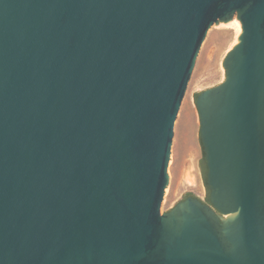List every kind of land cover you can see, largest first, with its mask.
<instances>
[{
  "label": "water",
  "instance_id": "1",
  "mask_svg": "<svg viewBox=\"0 0 264 264\" xmlns=\"http://www.w3.org/2000/svg\"><path fill=\"white\" fill-rule=\"evenodd\" d=\"M195 99L208 203L160 206ZM0 264H264V0H0Z\"/></svg>",
  "mask_w": 264,
  "mask_h": 264
},
{
  "label": "rangeland",
  "instance_id": "2",
  "mask_svg": "<svg viewBox=\"0 0 264 264\" xmlns=\"http://www.w3.org/2000/svg\"><path fill=\"white\" fill-rule=\"evenodd\" d=\"M233 40L234 31L230 27L213 25L201 42L173 124L167 166L168 182L160 206L161 213L171 210L185 199V195L207 204L208 192L204 183L203 152L195 98L196 94L224 80L222 63L233 47ZM187 175L192 177L193 184L186 180Z\"/></svg>",
  "mask_w": 264,
  "mask_h": 264
},
{
  "label": "bare ground",
  "instance_id": "3",
  "mask_svg": "<svg viewBox=\"0 0 264 264\" xmlns=\"http://www.w3.org/2000/svg\"><path fill=\"white\" fill-rule=\"evenodd\" d=\"M217 25H221V26H226V27H230L233 31H234V40H233V46L235 44H237V38L241 33V26L238 20H236L235 18L227 23H219ZM186 180L189 182V184H193L194 181L192 179V177L190 175H187ZM166 192V190L164 191Z\"/></svg>",
  "mask_w": 264,
  "mask_h": 264
},
{
  "label": "trees",
  "instance_id": "4",
  "mask_svg": "<svg viewBox=\"0 0 264 264\" xmlns=\"http://www.w3.org/2000/svg\"><path fill=\"white\" fill-rule=\"evenodd\" d=\"M198 94H196V96H197ZM196 99V98H195ZM203 165H204V167H203V169H204V183H205V174H206V167H205V162H204V156H203ZM205 186H206V183H205ZM206 189H207V187H206ZM207 192H208V189H207ZM189 195H185V197L184 198H186V197H188ZM206 203H208V196H207V202Z\"/></svg>",
  "mask_w": 264,
  "mask_h": 264
}]
</instances>
